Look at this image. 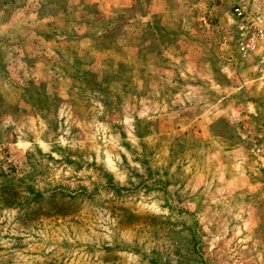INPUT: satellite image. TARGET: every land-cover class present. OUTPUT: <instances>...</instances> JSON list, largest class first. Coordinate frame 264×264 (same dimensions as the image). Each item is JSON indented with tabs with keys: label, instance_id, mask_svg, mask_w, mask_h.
<instances>
[{
	"label": "rangeland",
	"instance_id": "rangeland-1",
	"mask_svg": "<svg viewBox=\"0 0 264 264\" xmlns=\"http://www.w3.org/2000/svg\"><path fill=\"white\" fill-rule=\"evenodd\" d=\"M0 264H264V0H0Z\"/></svg>",
	"mask_w": 264,
	"mask_h": 264
},
{
	"label": "built area",
	"instance_id": "built-area-1",
	"mask_svg": "<svg viewBox=\"0 0 264 264\" xmlns=\"http://www.w3.org/2000/svg\"><path fill=\"white\" fill-rule=\"evenodd\" d=\"M234 15L238 20H240L239 31L247 35L246 39L243 41L241 40L238 43V49L244 55L251 54L258 48L261 32L260 30H256L247 24L244 13L240 8L237 7L234 9Z\"/></svg>",
	"mask_w": 264,
	"mask_h": 264
}]
</instances>
